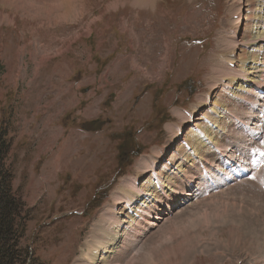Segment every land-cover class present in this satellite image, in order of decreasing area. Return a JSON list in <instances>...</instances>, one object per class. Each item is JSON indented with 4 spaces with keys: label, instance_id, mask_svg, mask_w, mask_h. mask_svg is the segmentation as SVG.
Returning <instances> with one entry per match:
<instances>
[{
    "label": "rangeland",
    "instance_id": "374dc122",
    "mask_svg": "<svg viewBox=\"0 0 264 264\" xmlns=\"http://www.w3.org/2000/svg\"><path fill=\"white\" fill-rule=\"evenodd\" d=\"M251 4L0 0V134L12 142L8 165L22 203L18 225L26 229L28 263H77L113 194L138 177L143 163L158 162L160 171L174 155L183 160L194 150L214 162V145L230 150L229 164L248 176L221 178L226 161L223 174L212 162L216 186L200 180L202 186L198 156L184 165L180 160L173 173L192 164L198 175L179 184L176 195L161 205L168 216L146 228L131 247L121 248L114 261L264 264V191L255 180L264 161V101L254 108L255 92L239 103L235 89L228 90L231 72L246 71L242 59L253 61L262 45L247 43L264 17V0L253 3L254 12ZM241 7L244 26L234 34ZM250 73L247 80L255 77ZM245 81L235 85L251 88ZM182 109L193 115L188 124ZM195 142L204 149L197 153ZM192 177L196 185L188 187ZM189 190L192 196L181 198Z\"/></svg>",
    "mask_w": 264,
    "mask_h": 264
},
{
    "label": "bare ground",
    "instance_id": "6f19581e",
    "mask_svg": "<svg viewBox=\"0 0 264 264\" xmlns=\"http://www.w3.org/2000/svg\"><path fill=\"white\" fill-rule=\"evenodd\" d=\"M248 1L250 3L252 2V4L249 6L251 8V11L254 12L256 10V7L254 6L253 3H256L257 0H248ZM247 7H248V5H247ZM249 10L250 9L248 8L247 11H249ZM240 11H241L240 20H239L237 26H235L236 29H239L240 27L242 28L244 26L242 7L240 8ZM260 11L264 13V4L262 5V9ZM241 24H242V26H241ZM258 25L259 26L256 27L258 32H255V31L251 32L250 33L251 36H250V38H248V41H247V43L250 42V44H248V45H253L254 47H258L259 44H262L259 48H257V50H254V53H253V56H255L254 60L252 61L253 58L242 59L243 63H248L247 66H246V64L244 66V67H246V71H244L245 68H243L240 70L235 69L231 72V74L233 73V75H231L233 81H232V83H230L231 87H229L228 90L235 89L234 91L232 90L231 92H232V94H235V96H236L234 98V100L236 102H239V103L240 102L242 103L243 101L245 103L246 100L251 99L250 95H252V92H255V91H253V88L256 89V92L258 95H263L262 98H264V86L262 85L264 82V81H262L263 77H264V51H262V49H264V34H263V36H261L262 31H264V27H263L264 17H263V20L261 22H259ZM234 44H238V42L236 41V42H234ZM242 52L243 51H241V53ZM247 53H248L247 51L243 52V54H247ZM222 61L226 63V61H224V60H222ZM252 62H254V64L256 66L252 65ZM226 68L227 67H225V70H226ZM229 71H230V69H229ZM250 71H253V72L250 73ZM249 73L253 74V76H255V77L247 80L246 78H247ZM240 79L246 80L245 82L249 83L251 88L245 89V87L243 85L237 87L235 85V82L240 80ZM226 87L228 88L227 85H226ZM254 96H256V94ZM232 97H234V96H232ZM256 98H257V96H256ZM253 101L255 102V104H257V102H258L256 99ZM207 104H209V102ZM257 106H258V104L257 105L253 104L254 108H257ZM215 109L217 110V114H220L219 111L222 109V107L215 108ZM227 114L231 115V113L229 114L228 112H227ZM228 115H226V116H228ZM187 120L188 119L186 118V122L188 124ZM202 125H204V124H202ZM194 127L196 130H198L200 137L201 136H202V138L206 137L207 131H204V130L202 131L201 129L199 130V125L194 126ZM222 129H223V127H222ZM192 130L194 131V129H191L190 132ZM180 133H181V131H180ZM194 133H196V132H194ZM219 133H222V132H219ZM193 135H195V134H193ZM180 136H182V135H180ZM186 145H188V144H186ZM195 145L198 146L197 148H195L197 153L199 152L200 149H204V145L202 147V145H200L198 142L197 143L195 142ZM207 148L208 147H206V150H207ZM226 148L229 149V147H226ZM155 152H156V150H155ZM158 154H160V153L158 152ZM179 154L182 155L183 153L182 154L179 153ZM194 155L198 156V154H195V150L193 152H191V154L190 153L189 154L186 153L185 155L183 154V160L179 157L176 158V155H174L173 159L170 160V162H168V163L166 162L165 164L163 163L164 166L162 167V169L160 171H158L156 169V166H158V164H156V163H158V162L154 163V165L151 163L153 166H150L149 162L143 163L142 167H140V169L143 168V170L139 173V175H137L138 177H135L134 179L126 181L123 184V186H121V188L113 195V203L111 204V206L109 205L108 208L105 210L98 226L96 228H94L95 230H93V232H92L91 240L87 242V248L85 250H83L82 256L80 257V259L75 264H118L114 260H117L119 250L121 248L124 249V247H131V245L134 244L137 240L139 241V239H141L143 237V235L145 234L146 228H148V227L155 228L156 226H158L157 223L162 221V217H164L166 214V213H163L164 209H161L164 206V203L169 202V199L172 196L176 195V193H177L176 188L179 186V184L181 182L185 181L187 178L189 179V176L195 177V174L198 175V173L196 171L197 168L194 170L192 164L190 165V167L188 169H185V170H183L184 167H182L180 165L179 166L180 170L177 172V174H175L176 171H173L174 165H176L180 160H181V163H182V161H184L183 165L187 164L188 160H189V162L192 161V158H194L193 157ZM164 158L165 157L163 156L158 161H162ZM197 158H195V159H197ZM198 159L201 160L202 158L199 157ZM142 161H141V163H142ZM208 167H210V169L215 168L214 165H209ZM148 169H150L151 171L149 170L146 172V170H148ZM217 171L220 174H223V173H221V170L217 169ZM173 172H175V173H173ZM210 174H212V172H210L208 176H210ZM194 177H192L193 183H191L190 181L189 182L187 181L188 187L194 186V183H196ZM145 179H147L145 183H143V184L139 183V185L137 186V183L139 181L141 182ZM177 180L179 181V183ZM200 180L204 181L205 179H199L198 182H200ZM183 194L185 196H183ZM191 196H192V191L189 190L187 193H182L181 198L182 197H191ZM178 202H179V200L176 199L174 201V204H172L171 206L177 205ZM161 205H163V206L161 207ZM153 214H155L156 216L154 217ZM150 218H152V219H150ZM147 221H148V223H147ZM233 239H234V237H233ZM115 254H116V256H114ZM124 257H125V255H122V258H124ZM145 257L147 258L148 256H146V254H145ZM146 258L144 261H146ZM142 262H143V260H142Z\"/></svg>",
    "mask_w": 264,
    "mask_h": 264
},
{
    "label": "trees",
    "instance_id": "16d2710c",
    "mask_svg": "<svg viewBox=\"0 0 264 264\" xmlns=\"http://www.w3.org/2000/svg\"><path fill=\"white\" fill-rule=\"evenodd\" d=\"M9 150L10 142L0 135V264H37L36 259L27 262L30 252L23 248L25 226L18 225L22 203L14 192V176L6 163Z\"/></svg>",
    "mask_w": 264,
    "mask_h": 264
}]
</instances>
